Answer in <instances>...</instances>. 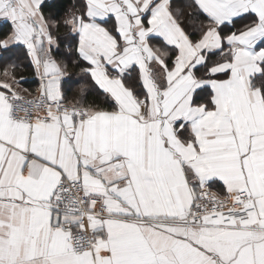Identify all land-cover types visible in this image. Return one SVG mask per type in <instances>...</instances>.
Segmentation results:
<instances>
[{
    "label": "snow or ice",
    "instance_id": "snow-or-ice-1",
    "mask_svg": "<svg viewBox=\"0 0 264 264\" xmlns=\"http://www.w3.org/2000/svg\"><path fill=\"white\" fill-rule=\"evenodd\" d=\"M173 3L0 0V264H264V0Z\"/></svg>",
    "mask_w": 264,
    "mask_h": 264
},
{
    "label": "trees",
    "instance_id": "trees-1",
    "mask_svg": "<svg viewBox=\"0 0 264 264\" xmlns=\"http://www.w3.org/2000/svg\"><path fill=\"white\" fill-rule=\"evenodd\" d=\"M60 2L64 4V8L61 10V16H60V18L62 19L64 12L69 11L73 8L74 0H60ZM182 3H183V0H174L173 7L174 8L178 7ZM45 14L48 15L47 9H45ZM60 38L62 41L64 40V33L63 32L60 33ZM60 53L64 57H68L70 60V58H71L70 54L64 48H61ZM14 62L17 65V67L15 69V75L18 79L22 78L20 81L22 88H19L18 91H20V90L23 91V89H28L30 92H32L34 94L36 89L38 88L39 80L35 76L33 69L29 65V62L26 59H24L23 55H20L19 58L14 59ZM4 66L5 65L3 63H0V73H2ZM71 79L73 81H80L81 83L85 82V81H83V79L79 75V69L78 68L74 69ZM77 87H78V85H74L73 89L74 88L77 89ZM73 89H72V93H70V97H71V95L76 94L77 90L73 91ZM24 92L28 94V92H26V91H24ZM87 98H88V100H90V101L94 100L96 103H99L101 105L104 104V99H103L102 95L97 96L93 93V94L89 95Z\"/></svg>",
    "mask_w": 264,
    "mask_h": 264
},
{
    "label": "crops",
    "instance_id": "crops-1",
    "mask_svg": "<svg viewBox=\"0 0 264 264\" xmlns=\"http://www.w3.org/2000/svg\"><path fill=\"white\" fill-rule=\"evenodd\" d=\"M78 4H79V0H74V2H73V6H74V5H78ZM0 81H2V80H0ZM18 89H19V88H18ZM18 89H17V90H18ZM75 90H77V89H76V88H74V89H73V91H75ZM20 91H21V92H23V93H25V92H24V91H22V90H20ZM35 92H37V89H36V91H35ZM214 190H215V189H214Z\"/></svg>",
    "mask_w": 264,
    "mask_h": 264
},
{
    "label": "built area",
    "instance_id": "built-area-1",
    "mask_svg": "<svg viewBox=\"0 0 264 264\" xmlns=\"http://www.w3.org/2000/svg\"><path fill=\"white\" fill-rule=\"evenodd\" d=\"M35 94H36V92L33 94V96H29V95H23V96H25L29 100H32V99H34Z\"/></svg>",
    "mask_w": 264,
    "mask_h": 264
},
{
    "label": "rangeland",
    "instance_id": "rangeland-1",
    "mask_svg": "<svg viewBox=\"0 0 264 264\" xmlns=\"http://www.w3.org/2000/svg\"><path fill=\"white\" fill-rule=\"evenodd\" d=\"M0 80H4V77H3V75L2 74H0ZM18 91V90H17ZM22 94L21 95H28L27 93H23V92H21Z\"/></svg>",
    "mask_w": 264,
    "mask_h": 264
}]
</instances>
